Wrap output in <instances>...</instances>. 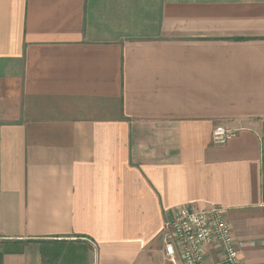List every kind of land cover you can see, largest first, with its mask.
<instances>
[{
  "label": "crops",
  "instance_id": "crops-1",
  "mask_svg": "<svg viewBox=\"0 0 264 264\" xmlns=\"http://www.w3.org/2000/svg\"><path fill=\"white\" fill-rule=\"evenodd\" d=\"M182 206L264 264V0H0V264H166Z\"/></svg>",
  "mask_w": 264,
  "mask_h": 264
},
{
  "label": "built area",
  "instance_id": "built-area-1",
  "mask_svg": "<svg viewBox=\"0 0 264 264\" xmlns=\"http://www.w3.org/2000/svg\"><path fill=\"white\" fill-rule=\"evenodd\" d=\"M233 135L234 131L217 125L211 140L215 145H222ZM162 240L166 264H213L207 261L206 252L212 246L221 248L218 264H241L239 253L246 246L234 238L219 207H179L165 221Z\"/></svg>",
  "mask_w": 264,
  "mask_h": 264
}]
</instances>
